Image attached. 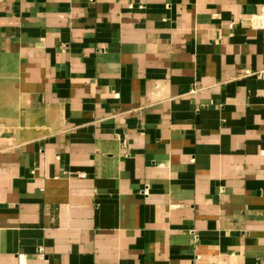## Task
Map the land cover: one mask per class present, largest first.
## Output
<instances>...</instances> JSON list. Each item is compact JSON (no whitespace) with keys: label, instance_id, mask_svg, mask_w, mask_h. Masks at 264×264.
<instances>
[{"label":"crops","instance_id":"obj_1","mask_svg":"<svg viewBox=\"0 0 264 264\" xmlns=\"http://www.w3.org/2000/svg\"><path fill=\"white\" fill-rule=\"evenodd\" d=\"M263 10L0 0V264H264Z\"/></svg>","mask_w":264,"mask_h":264},{"label":"built area","instance_id":"obj_2","mask_svg":"<svg viewBox=\"0 0 264 264\" xmlns=\"http://www.w3.org/2000/svg\"><path fill=\"white\" fill-rule=\"evenodd\" d=\"M252 28L254 29H264V10L261 14H259L258 16H256L253 19L252 22ZM250 72H248L249 74Z\"/></svg>","mask_w":264,"mask_h":264},{"label":"rangeland","instance_id":"obj_3","mask_svg":"<svg viewBox=\"0 0 264 264\" xmlns=\"http://www.w3.org/2000/svg\"><path fill=\"white\" fill-rule=\"evenodd\" d=\"M1 74V73H0Z\"/></svg>","mask_w":264,"mask_h":264}]
</instances>
